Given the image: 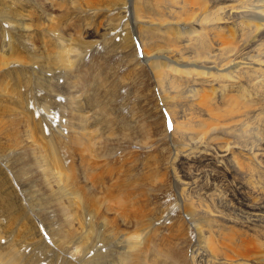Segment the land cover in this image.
I'll list each match as a JSON object with an SVG mask.
<instances>
[{"label": "rangeland", "instance_id": "1", "mask_svg": "<svg viewBox=\"0 0 264 264\" xmlns=\"http://www.w3.org/2000/svg\"><path fill=\"white\" fill-rule=\"evenodd\" d=\"M127 7V0H0V264H120L121 249L98 235L106 225L91 226L81 205L71 229L64 226L81 202L80 167L86 179L98 177L106 210L127 202L123 214L132 225L149 211L163 217L151 219L152 229L166 239L170 224L162 220L175 208L171 179L197 173L173 160L165 122L150 114L157 103L140 83L141 53ZM199 170L207 172L196 181L199 190L207 189L208 176L222 173ZM53 174L76 176V192L62 199L48 193L40 177ZM234 181L230 176L226 187L236 195ZM79 223L90 236L67 237ZM130 235L139 243L142 227ZM155 246L162 264H175Z\"/></svg>", "mask_w": 264, "mask_h": 264}, {"label": "bare ground", "instance_id": "2", "mask_svg": "<svg viewBox=\"0 0 264 264\" xmlns=\"http://www.w3.org/2000/svg\"><path fill=\"white\" fill-rule=\"evenodd\" d=\"M127 4L141 53L140 83L149 93L146 97L152 94L157 103L154 108L149 104L150 114L165 122V144L172 149L173 160L197 174L171 179L175 208L162 220L170 224L166 239L155 235L152 224L160 217L146 212L144 205L146 213L135 225L129 214H123L127 202L113 212L106 210L95 189L98 177L86 179L84 167L77 176L85 184L78 189L81 202L64 226L71 229L68 224L81 205L82 218L91 226L93 221L106 225L98 235H109L121 249L116 254L120 264H162L156 243L175 264H264V0H127ZM77 118L81 138L88 141L84 117L79 112ZM199 168L222 173L208 176L207 189L199 190L196 181L207 173ZM42 176L52 195L62 199L76 192V176ZM230 176L235 178L231 184L237 186L236 195L226 187ZM147 180L157 182L153 176ZM138 225L143 233L139 243L130 235ZM69 229V238L90 236L80 223Z\"/></svg>", "mask_w": 264, "mask_h": 264}]
</instances>
